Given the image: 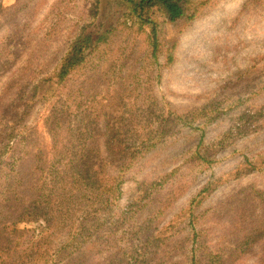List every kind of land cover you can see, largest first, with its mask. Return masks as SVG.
Returning a JSON list of instances; mask_svg holds the SVG:
<instances>
[{
  "label": "trees",
  "instance_id": "16d2710c",
  "mask_svg": "<svg viewBox=\"0 0 264 264\" xmlns=\"http://www.w3.org/2000/svg\"><path fill=\"white\" fill-rule=\"evenodd\" d=\"M186 2L93 0L59 57L48 45L55 33L15 24L0 40V73L11 71L0 88V264H240L257 246L264 264L263 191L250 190L247 203L229 195L210 210L229 216L212 245L194 224L195 197L180 230L173 220L181 214L157 219L184 188L156 189L168 174L142 181L136 202L115 208L122 175L183 128L200 131L196 160L214 156L199 108H157L151 90L166 24Z\"/></svg>",
  "mask_w": 264,
  "mask_h": 264
},
{
  "label": "rangeland",
  "instance_id": "374dc122",
  "mask_svg": "<svg viewBox=\"0 0 264 264\" xmlns=\"http://www.w3.org/2000/svg\"><path fill=\"white\" fill-rule=\"evenodd\" d=\"M92 2L0 0L8 7L0 8V40L15 24L26 27L25 31L55 33L57 40L52 37L48 45L59 57L66 46V32L74 28L75 20H88L84 17L92 12ZM165 31L160 77L151 87L155 105L179 113L199 108L205 116L197 121H206L202 125L204 145L212 147L209 151L214 156L206 163L196 160L192 150L200 131L183 128L174 143L170 140L150 150L122 175V195L115 208L135 203L142 181L168 174L156 189L164 185L173 191L179 185L184 188L157 219L165 223L181 214L173 220L180 230L188 222L186 208L195 197L200 204L195 208L194 224L204 229L212 245L227 229L229 216L220 220L214 217L219 212L213 215L210 210L229 195H235L233 202L238 204L247 203L245 195L252 189L264 192V0H187L180 17L168 21ZM10 73H0V88ZM9 89L6 96L13 92V87ZM216 107L217 115L208 111ZM245 166L252 168L246 171ZM259 250L255 247L240 264H261Z\"/></svg>",
  "mask_w": 264,
  "mask_h": 264
}]
</instances>
